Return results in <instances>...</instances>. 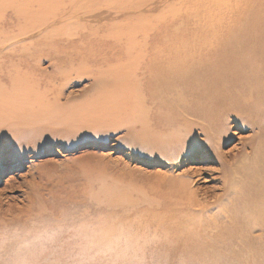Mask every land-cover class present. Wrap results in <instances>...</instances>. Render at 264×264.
Segmentation results:
<instances>
[{"label": "rangeland", "instance_id": "1", "mask_svg": "<svg viewBox=\"0 0 264 264\" xmlns=\"http://www.w3.org/2000/svg\"><path fill=\"white\" fill-rule=\"evenodd\" d=\"M261 1L0 0V264H189L179 232L153 229L150 216L174 194L218 207L231 192L260 185L264 107L257 116L228 111L234 93L254 96L246 72L244 92L218 82L228 76L215 79L225 88L208 96L186 80L167 110L159 109L160 79L143 67L154 37L172 35L175 48L190 50L203 35H256L247 59L219 47L215 63L234 68L233 79L254 65L263 69L264 55L256 53L264 29L252 15ZM182 52L172 66L188 75L193 51ZM158 60L167 64L164 54ZM211 97L228 100L214 114L215 146L206 145L205 124L189 113ZM11 115H24L26 126L10 127ZM252 158L260 173L246 170ZM62 233L93 240L73 245ZM206 260L198 264H234Z\"/></svg>", "mask_w": 264, "mask_h": 264}, {"label": "bare ground", "instance_id": "2", "mask_svg": "<svg viewBox=\"0 0 264 264\" xmlns=\"http://www.w3.org/2000/svg\"><path fill=\"white\" fill-rule=\"evenodd\" d=\"M256 10L257 11L252 14L254 16V19L256 20L254 22L256 25L260 26V30H263L264 22L262 18H264V1H261L256 6ZM250 26L247 24L245 27V31H248L247 33H249V29H251ZM169 27L170 26L165 29V32L169 31ZM251 34L255 35L256 33H250V35ZM172 37V35H170L169 38L164 37V40L163 38H161L160 40L157 39V37H154L151 40L149 51L152 56L148 60L147 66L143 67L144 72H148L150 68V71L155 77L157 83L158 79H160L157 86H154V88L157 90L156 93H158L159 96L157 98L159 109L167 110L165 106L166 104H169L167 102H170V99L167 98L171 95L173 96V93H175L176 91L177 84L185 85L184 82L186 80H189L190 82L194 81V83H192V86L187 85L189 89L196 90L199 93H205L204 95L208 96V91H214L215 93L222 92L225 87L217 86L214 80L218 79V77L221 79L225 76H228L230 79H227V81L219 80L218 82L227 83V86H233L235 87V89H238L242 92H244V83H246L247 85L252 84V89L255 90L253 94L254 96L249 97L251 100H245L238 95L236 96L234 93V96H232L229 100V102H231V105H227L228 111L232 112L233 110H235L234 108H236L237 111H239L238 113L244 111L245 113H256L257 116L260 112V114L262 115L261 109L262 107H264L262 106V104L264 105V67L263 69L256 68V66L254 65L256 61H253L254 66H252V69H249L250 71H248L247 69V71H237V78L233 79L232 77H234V68L229 69V67L219 65L220 63L218 62V64L215 63V59L217 58V54L219 53V51L214 50L215 48L223 47L225 49L224 54L229 53L228 51H236L237 54L240 53L241 55L243 54L242 56H245L246 54H244L243 52L249 53V50L251 51L252 48H254L252 47L253 44H250L249 42L252 38H255L256 35L255 37L250 36L249 38L252 37L250 40L246 39L245 37H237L236 35L231 38L225 37L224 40L223 38L217 36L208 37L203 35L199 37L200 41L197 45V48L194 44L188 43L189 46H192L190 50H188L189 48L187 46L185 47V49L182 48V46H180V48H175L176 45L172 41ZM261 39L262 38H260V41L262 42L263 39ZM183 50L188 51V53L193 51L192 54H189V58L186 61V63H190L191 65V71L187 72L188 75H183L182 71H178L172 66L175 63V59L179 58V55L183 53ZM257 51L258 52L256 53V55H264V45H261L260 50ZM163 54L167 59V64L165 65L161 62L159 63L160 60H158L163 56ZM203 59L207 60L203 63L204 68L198 71L195 70L196 65L201 64V61ZM241 62H243L242 59H237L236 63ZM260 62L264 66V59H262ZM161 67H163L164 72L160 73L158 69ZM246 72L252 73V77H249L252 81L244 82L243 75ZM158 75L164 76L162 78H159ZM210 75H213L214 77H209ZM10 76L11 75L8 74V77L11 80L12 78ZM13 79L15 81H17L18 79L21 80L18 75H16V77ZM152 87L153 86H150L149 88L148 86L149 89H151ZM209 87L212 89L209 90ZM252 97L255 99V101H253ZM226 103H228V100L223 102L219 99L213 100L211 97V101L207 104V107H194L193 105L191 106V108H189L191 110L189 113L193 114L195 117L200 118L205 124L202 132L205 134V141L207 140L206 145L215 146L220 141L221 134L218 133V124H214V118H216L214 117V114L215 112H217V109L219 107ZM238 106H240V108H237ZM184 109L188 111L187 107H185ZM9 120L11 122L10 127H21L23 125L26 126L25 123L28 122L24 115L20 117L11 115ZM168 142L170 146L171 144H174L172 137L168 140ZM246 159L248 161V158ZM251 165L253 166L248 167L246 169L247 171H251V173H260L254 168V165H256L254 159L251 161ZM191 176H195L194 173L192 174L191 172ZM254 176L256 175L254 174L253 177ZM170 188L171 187H169V192L171 194ZM172 192L175 193L174 190ZM193 196L194 194L190 193L186 196L187 199L185 201H182L181 196L177 194L171 195L165 202V205H163L158 210H155L156 212L153 211V214H155L156 218L154 217V215L150 216L153 218V229L167 232H179L178 238L176 239H180V244H182L181 249L183 251L182 255L183 257H186V259H188L189 264H198L202 261H208L206 260L207 257H212V259L216 262L231 261L234 264H264V179L261 181L260 185L252 183L250 186L247 185L246 188H241L240 193L231 192V194L228 195L227 200L222 202L223 204L219 205L218 207L201 205L198 201L193 200ZM207 196L209 195H206V197ZM211 196L213 197V195ZM214 198H217V196L215 195ZM205 200L202 201L205 202ZM215 209L217 210L214 212ZM255 230H259L260 233L258 235H254L253 231ZM60 237V239L66 238L68 241L70 239V242L73 245L82 243L90 244L93 240L90 234L85 233L72 235L62 233ZM200 238L202 239V242L201 240H199ZM62 247L64 246H59V248ZM187 247L192 249V252L187 250ZM193 248L195 252H193Z\"/></svg>", "mask_w": 264, "mask_h": 264}]
</instances>
